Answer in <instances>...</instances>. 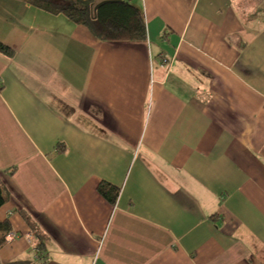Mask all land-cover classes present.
I'll list each match as a JSON object with an SVG mask.
<instances>
[{
    "label": "crops",
    "instance_id": "obj_1",
    "mask_svg": "<svg viewBox=\"0 0 264 264\" xmlns=\"http://www.w3.org/2000/svg\"><path fill=\"white\" fill-rule=\"evenodd\" d=\"M131 4L140 43L0 0V264H264V0Z\"/></svg>",
    "mask_w": 264,
    "mask_h": 264
},
{
    "label": "trees",
    "instance_id": "obj_2",
    "mask_svg": "<svg viewBox=\"0 0 264 264\" xmlns=\"http://www.w3.org/2000/svg\"><path fill=\"white\" fill-rule=\"evenodd\" d=\"M120 3H107L95 11L94 20L90 19L91 8L85 0H25L32 8L51 16H61L69 23L87 30L100 42L104 43H140L145 40V26L142 12L131 4V0H117ZM0 54L9 57L11 50L0 43ZM96 193L108 205L113 206L118 190L99 184ZM7 192L0 183V208L7 201ZM27 226L32 231L33 224L26 218ZM10 234L7 221H0V248L5 244V237ZM34 249L39 254L37 263L11 264H44L42 243L39 237L33 238Z\"/></svg>",
    "mask_w": 264,
    "mask_h": 264
},
{
    "label": "water",
    "instance_id": "obj_3",
    "mask_svg": "<svg viewBox=\"0 0 264 264\" xmlns=\"http://www.w3.org/2000/svg\"><path fill=\"white\" fill-rule=\"evenodd\" d=\"M107 3H120V2L119 1H116V0H105V1H102V2H99V3H96V4H90V8H91L90 19L91 20H94V18H95V11L99 7H101L102 5L107 4Z\"/></svg>",
    "mask_w": 264,
    "mask_h": 264
},
{
    "label": "rangeland",
    "instance_id": "obj_4",
    "mask_svg": "<svg viewBox=\"0 0 264 264\" xmlns=\"http://www.w3.org/2000/svg\"><path fill=\"white\" fill-rule=\"evenodd\" d=\"M15 235L14 234H12V236L10 235V234H8L6 237H5V239H4V242L5 243H10L11 242V239L14 237ZM27 241H32V239H31V237H29V236H25L24 237ZM34 251H35V253H36V249H34ZM36 254H38V253H36ZM37 260H38V258H37Z\"/></svg>",
    "mask_w": 264,
    "mask_h": 264
}]
</instances>
